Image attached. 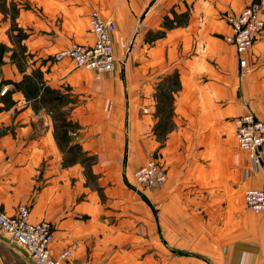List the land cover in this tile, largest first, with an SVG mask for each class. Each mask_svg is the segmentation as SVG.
<instances>
[{
  "label": "crops",
  "instance_id": "1",
  "mask_svg": "<svg viewBox=\"0 0 264 264\" xmlns=\"http://www.w3.org/2000/svg\"><path fill=\"white\" fill-rule=\"evenodd\" d=\"M254 1L264 9V0H0L2 210L27 206L32 223L52 222V255L72 250L61 264H264V212L244 201L264 189V171L245 174L234 123L247 113L264 121V29L243 78L226 41L228 16ZM93 10L117 25L111 73L54 61L94 43ZM173 77L172 130L160 139ZM150 159L166 183L137 189ZM0 264L34 263L0 235Z\"/></svg>",
  "mask_w": 264,
  "mask_h": 264
},
{
  "label": "built area",
  "instance_id": "2",
  "mask_svg": "<svg viewBox=\"0 0 264 264\" xmlns=\"http://www.w3.org/2000/svg\"><path fill=\"white\" fill-rule=\"evenodd\" d=\"M264 9L260 2L250 3L241 13L228 16L232 27V35L226 41L233 45L238 54L240 77L243 78L253 71L246 55L252 49L258 34L264 29ZM90 27L94 36L92 45L74 44L54 55V61L71 60L76 67L107 74L118 67L113 36L117 25L112 19H104L99 11L90 14ZM137 43L132 42L130 51ZM7 88L1 94L7 93ZM238 147L247 153L250 166L245 174H256L264 171V121L253 113L239 116L234 121ZM72 135V134H70ZM72 136H77L73 134ZM167 173L156 159H150L136 170L134 184L140 188H159L166 183ZM246 208L254 213L264 212V189H249L245 192ZM0 235L20 245L34 264H61L68 259L72 250L67 249L59 256L52 255L55 241L54 227L50 221L32 223L30 210L20 206L13 215L7 214L0 203Z\"/></svg>",
  "mask_w": 264,
  "mask_h": 264
},
{
  "label": "trees",
  "instance_id": "3",
  "mask_svg": "<svg viewBox=\"0 0 264 264\" xmlns=\"http://www.w3.org/2000/svg\"><path fill=\"white\" fill-rule=\"evenodd\" d=\"M169 83L170 84H168V82L165 83L163 89L166 90V93L161 94L162 97L160 98V104L162 105L163 109L167 112L166 115L167 119H165L164 124H162V129L156 130L160 139H164L168 134V132L172 130V124L170 123L168 118V116H170L169 113H171L173 107V99L171 97V91H177L179 89V83L177 77H174V80H170ZM168 91L170 92V95L167 93ZM168 122L170 123L169 126H167Z\"/></svg>",
  "mask_w": 264,
  "mask_h": 264
},
{
  "label": "rangeland",
  "instance_id": "4",
  "mask_svg": "<svg viewBox=\"0 0 264 264\" xmlns=\"http://www.w3.org/2000/svg\"><path fill=\"white\" fill-rule=\"evenodd\" d=\"M2 9H3V8H2ZM2 11H4V10H2ZM12 13H13V15H14V11H12ZM6 52H7L6 47H4L3 45H1V46H0V57L3 56ZM23 52H24V51L19 50V51H18V56H21V54H23ZM170 80H174V77L171 78ZM170 80H168V84H170V83H169ZM166 123H167V122H166ZM169 125H170V123L168 122L167 126H169Z\"/></svg>",
  "mask_w": 264,
  "mask_h": 264
}]
</instances>
